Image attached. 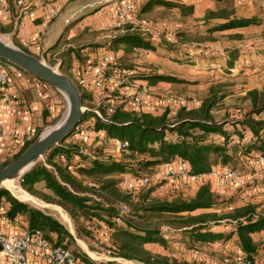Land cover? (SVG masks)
Segmentation results:
<instances>
[{
    "label": "trees",
    "instance_id": "obj_1",
    "mask_svg": "<svg viewBox=\"0 0 264 264\" xmlns=\"http://www.w3.org/2000/svg\"><path fill=\"white\" fill-rule=\"evenodd\" d=\"M212 1L221 5V8L215 12H207L201 28L206 29L207 32L204 31L202 34L207 37L196 41L197 43L213 40L212 35L216 32L264 25L263 21L254 18L237 17L235 0ZM223 4L229 7H223ZM154 7L177 8L185 16H192L194 11L193 6L165 0H148L143 8L140 7L139 15ZM212 20L219 22L214 23ZM190 32L178 30L175 33V41L167 39L162 34L159 41L154 42L149 34L135 30L116 37L111 44L121 47L124 51L125 56L120 57V62L127 67L133 66L130 55L135 47L157 51L164 43L169 45L168 53H176L175 58L178 62L188 63L193 59L189 57V52L194 47L189 46L193 42L188 39ZM235 36L237 40L242 39L240 34ZM196 47L199 50L198 58L206 57L204 59L211 60L212 57L205 53L206 47ZM254 50L261 51V55L264 53L261 45L256 46ZM240 58L241 52L237 49L229 56L227 71H230L229 68ZM144 77L151 86L158 82L182 83L176 76L156 72L148 73ZM42 83L51 88L50 85ZM226 93L224 86L214 81L203 100L191 104V100L187 99L189 103L175 114H171L169 106H165L159 114L145 113L140 117L117 112L110 124L96 123L95 129L104 128L109 137L128 140L133 158L115 160L108 153L104 143L90 149L89 154H81L79 147L73 143L67 145L62 143L46 153L43 160L38 161L30 171L18 179L24 191L22 193L64 209L76 225L78 237L83 241L93 234V229L90 228L92 222L106 225L105 238L108 242H104L103 245H107L106 249L115 257L141 264H204L203 261L199 263L192 255V261L174 258L173 244L180 242L187 250L196 249L203 252L204 245L232 241L245 254L244 261L253 264L260 252L264 251V242L256 239L257 234L264 232V208H260L259 204L247 202L235 205L232 211L220 214L219 209L222 207L219 206L217 196L210 185L206 183L199 184L195 196L190 200L183 198L185 193L183 191L180 192L182 194L166 199H156L153 192L158 186L143 188L145 190L141 189L136 193L120 187L122 175H149L160 166L178 160L189 166L192 175L208 174L213 168L228 166L227 161L221 162L229 155L228 149H233L235 156L239 155L245 160L255 155L264 156V119L261 118L264 115V85L261 89L254 88L245 93L244 99L249 103L250 111L243 116L242 121H219L213 116V109L225 98ZM81 98L82 105L87 104L89 96L81 91ZM89 115H84L82 120ZM227 126H230L231 130H228ZM33 136L30 143L10 153L0 164V169L17 158L39 137L38 133ZM216 136L221 139H216ZM235 138L240 139L241 143L235 144ZM247 138L248 142H243ZM59 154L68 157L79 154V160L74 163V173L68 172L63 164L56 160ZM229 167L238 169L236 166ZM245 171L249 169L246 168ZM88 181L96 182L97 189L85 186ZM233 204L235 203L230 202L226 206L230 207ZM121 205L128 208L126 214L121 215ZM200 210L203 212L194 215ZM0 223L5 229L13 230L14 226H18L22 232L39 230L50 240L55 239L56 244L66 247L74 242L72 235L59 221L17 200L6 189H0ZM210 223H223L229 226V229L224 233H216L208 227ZM169 224L182 225L181 229L187 231L189 236H180L169 230V238H165L163 229H171ZM148 245L160 246L165 253L154 255L148 249ZM210 255L216 256L219 262L223 258L221 254Z\"/></svg>",
    "mask_w": 264,
    "mask_h": 264
},
{
    "label": "built area",
    "instance_id": "obj_2",
    "mask_svg": "<svg viewBox=\"0 0 264 264\" xmlns=\"http://www.w3.org/2000/svg\"><path fill=\"white\" fill-rule=\"evenodd\" d=\"M60 1L62 0H0V18L13 23L15 30L20 31L24 27L25 20L33 18L40 10H47L46 14L40 18L44 24L53 21L61 10ZM140 0H111L109 3L110 10L113 13L112 20L107 23L106 28L111 29V39L118 36H124L129 31H141L151 36L154 42L159 41L161 31L166 33V28L162 27L159 33L150 21L141 20L139 17ZM45 25V26H46ZM45 29V27H44ZM44 29L36 32V42L42 41ZM167 39L175 41V33L167 32L164 34ZM264 49V44H261ZM252 50L256 48L253 44ZM206 54H211L210 49L205 48ZM199 50L194 46L189 57H197ZM159 56L158 51L135 47L132 50L130 59L133 66L127 67L122 65L120 57L112 55L111 52L88 53L82 61H75L71 67V80L77 86L80 94L85 93L89 96L87 104L82 105L84 118L74 129L71 137L74 139L71 143L77 145L81 154H89L90 149L101 146L105 140L112 142V157L120 161L123 156L129 153L130 143L126 139L119 137H109L106 129H95L96 123L110 124L112 117L117 112L128 113L132 116L140 117L145 113L158 114L157 105L160 103L169 106L171 114H175L184 105L189 102L184 97L177 98H158L156 92L145 79L148 73L156 72L154 60ZM262 58L258 59L252 55L240 58L234 63L233 69L240 71L249 68H258L264 66V53ZM260 62V63H259ZM201 70L210 73L214 71L221 72L219 64L209 63L205 66H198ZM151 68V69H150ZM239 71V72H240ZM8 84V73L6 65L0 63V88L5 89ZM163 102V104H162ZM196 99L191 100V104H196ZM2 124L0 122V140H3ZM92 127V129H89ZM34 136L31 130L24 133L13 132L11 134V147L9 153H14L18 149L23 148L26 144L33 140ZM248 138L243 142H248ZM235 144H240L241 140L235 138ZM64 168L74 173V163L79 160V154H73L70 157L59 154L56 157ZM246 168L249 171H240L229 166H218L208 174L192 175L189 166L181 162L179 167H172L171 164L157 168L152 174L145 176H136L125 174L121 176L120 187L126 191L139 192L143 188L152 186H162L163 184H174L176 181L182 186L189 183L209 184L212 191H225L245 189V192L260 191L261 180L264 179V156L255 155L246 160ZM85 186L91 189H97V183L88 181ZM183 192L187 191V187L183 188ZM121 215L128 212V208L121 205ZM121 223V222H120ZM168 228L163 229V236L168 237ZM53 239V238H52ZM259 240L264 242V232L259 233ZM55 239L50 240L39 230L18 231L13 228L5 229L0 223V255L7 264H88L78 251H75L64 245L56 244ZM108 242L105 238L101 243ZM210 245H216L218 250H213L212 254H221L223 258L219 262L216 256L208 257V254L196 249L187 250L184 244L176 242L173 244L175 252L172 254L174 258L177 251L190 254L204 264H247L244 261L245 254L232 241L227 243L215 242ZM203 264V263H202ZM253 264H264V251L262 250Z\"/></svg>",
    "mask_w": 264,
    "mask_h": 264
},
{
    "label": "rangeland",
    "instance_id": "obj_3",
    "mask_svg": "<svg viewBox=\"0 0 264 264\" xmlns=\"http://www.w3.org/2000/svg\"><path fill=\"white\" fill-rule=\"evenodd\" d=\"M111 0H62L60 1L61 5V10L60 14L66 10H73L74 15H73V20L78 19L80 21L83 18H86L90 15H93L95 13H98L99 11L102 10L104 14H112V11L110 10L109 3ZM87 4H91L90 6H87ZM223 7H229L227 4H223ZM237 10L240 8H243L242 13L240 14L241 16H245L243 18L250 19L254 18L257 21H263L264 22V0H247L244 3L239 4L237 7ZM255 13V15L253 14ZM253 14V16H252ZM140 16V15H139ZM152 22V19H149ZM147 21V20H144ZM154 22V21H153ZM152 22V23H153ZM73 24H76V22H71L70 26ZM153 26L155 29H158V31H155L157 33L160 32L161 27H157L153 23ZM107 29V28H106ZM245 31L246 33L244 35H247L248 39L256 40L259 38H264V25H256L254 27H249L247 29H237L233 30L232 33H235V31ZM108 32H111V29L108 30ZM107 31L105 30H97L93 34V38H98L100 41L99 43H95V41H91V43H85L83 46H81L83 43H81V40L78 38L76 40H70L68 41L65 37L62 39L60 44L56 46L54 49V52L49 56V58L40 55L39 58L42 60L45 64L48 66L54 68L57 70L59 73L66 75L67 77L71 78L69 74V68L72 67L75 61H82L85 56L88 55V53L92 52H98V53H104V52H111L112 55H118V47L112 46L111 41L109 40L108 42H103L107 41V39H104L103 41L100 40L99 37L103 36ZM167 31V28H166ZM199 31V32H198ZM207 32L206 29H200V30H193L191 31L190 35L188 36V39L190 41L196 42V41H201L203 38L207 36H203V32ZM251 31V32H247ZM174 33L178 32V30H174ZM161 33V32H160ZM112 33H110L111 35ZM163 34V32L161 33ZM1 36V35H0ZM221 42L222 45H224L226 48L224 49L225 52V59L224 57L221 56L223 62L221 64V71L223 74L219 73V76L221 75L222 78H219V76H209L213 74H206L205 71L201 72L199 70L200 67L196 65V63H182L178 62L176 60V53H171L173 55L170 56V53H168V48L169 45L164 43L162 48L159 49V56L163 57L165 59L170 60L174 64H167L165 66H157L155 69L160 71L161 73H173L176 75V77H179L180 80H182V83L178 84H173L170 86H167L166 88L163 89H158L157 90V95L158 98H163V99H170V98H177V97H184L186 100H192L196 99L197 101L203 100L207 95H208V90L205 89V86L202 84L201 81H217L219 84L224 86V91H227L225 98L213 109V116L215 117L216 120L219 121H224L227 120L229 122L231 121H242L243 116L247 114L250 109H249V103L244 99V93L240 94V90L245 89V86H255V89H261L262 85H264V66H260L258 68H249L244 71H240L239 69H233V72L227 71L226 69V63L229 61V56L234 54L237 49L235 48L234 42L237 40L235 34H222L221 36ZM7 43L11 44V41L8 39H5L2 37ZM239 41V39L237 40ZM101 42H103L101 44ZM110 43V44H109ZM71 45V46H70ZM62 46V47H60ZM74 46V48H72ZM192 47V46H190ZM251 46L247 47H241L240 52L242 58L253 56L258 59L262 58L261 55L262 52L258 50H252L250 48ZM170 50V49H169ZM62 51V52H61ZM84 54V56H82ZM255 54V55H254ZM64 55V56H63ZM63 56V57H62ZM123 56L125 54L123 53ZM63 61L62 66L57 65V61L55 59ZM65 57V58H64ZM122 57V56H120ZM217 59L219 58L218 56H215ZM0 63L7 65L6 61H3L0 59ZM260 63V62H259ZM10 64V63H8ZM207 64V63H206ZM12 65V64H10ZM194 65V66H193ZM14 66V65H12ZM193 66V67H192ZM16 67V66H15ZM17 68V67H16ZM151 69V68H150ZM203 71V70H202ZM240 71V72H239ZM220 76V77H221ZM257 84H259L257 86ZM52 88V87H51ZM54 89V88H52ZM54 92L57 96V98H60L63 100L59 104L61 107V115L56 121V123H53L47 130H50L55 127V125L61 123L67 113V102L64 99V97L54 89ZM163 104V102H162ZM63 106V108H62ZM158 114L160 111L165 109L164 104L161 105L160 103L157 105ZM157 114V113H156ZM86 115V114H85ZM84 119V118H83ZM82 120V119H81ZM81 122V121H80ZM231 125V123H229ZM89 129H92L90 127ZM228 130H231L230 126H227ZM46 130V131H47ZM45 132V131H44ZM74 139L69 136L65 142V145L70 144ZM221 141V140H220ZM104 145L106 146L108 153L111 154L112 150V142L107 139L104 142ZM57 147V146H56ZM229 155L225 156L221 162H226L228 163V166H236L238 170H241L244 172V169H246V160L243 159V157L235 156L234 153L235 151L233 149H228ZM112 155V154H111ZM134 155H132V152L129 151V153L125 154L122 159H128V158H133ZM121 159V160H122ZM43 160V159H42ZM242 167V169H240ZM261 182V188L263 189L264 187V179L260 181ZM15 189L19 195H24L28 198L27 201H21L20 199H17L12 193L7 189V188H2V189H7L10 194L16 198L17 200L28 204L32 208L39 209L46 214L52 216L54 219L59 221L72 235L74 242L68 244L67 247L78 251L81 256L84 258V260L90 264H98V263H106V262H115L117 264H141L138 263L137 261H132V260H127L119 257L112 256L111 253L106 249L108 246H104L103 243H100L101 240L105 239L107 236V227L106 225L104 226L103 223L100 224L98 222H92L90 225V228L93 229V234L92 236H88L87 240L83 241L78 237V234L76 232V225L74 222L71 220L69 215L62 209L60 206L58 207L57 205H52V204H46L47 206H42L40 205L39 199L27 194H24L22 190L21 185L18 182V179L15 180L14 182ZM182 183H178L177 181L174 184H163L162 186H158L155 191L153 192V196L156 199H166L168 197H172L173 195H179L182 194L180 193L181 191H184L183 188L187 187V191L183 194V198L186 200H190L195 196V190L197 188V183H189L187 186H182ZM145 190V189H142ZM245 189H237V190H225L221 191L219 193L214 192V194L217 196L218 199V204L222 208L219 209V213H228L232 211V209L235 208V204H233L232 207L226 206L230 202L235 203L236 201H264V192L263 191H257L256 193L251 194L250 192H245ZM252 195V197H251ZM203 211H197L194 213H202ZM224 224H214L210 223L209 228L210 230H214L213 232L216 233H221V231L224 233L226 232L225 229L222 230V226ZM171 227V230L174 234H179L180 236H189V233L187 231H184L182 225L179 224H169ZM220 231V232H219ZM259 237V234L256 235V239ZM79 244H83L90 252L96 253V256H93L92 254L87 253L83 247ZM148 249L154 254V255H160L164 254L162 250L156 249L155 247H148ZM203 252L208 254V257L211 258V253L213 252V249L209 247V245H204L203 246ZM177 256L179 257L178 259L180 260H187V261H192L191 255L188 253L186 254L185 252H180L177 251ZM86 257V259H85ZM88 259V260H87Z\"/></svg>",
    "mask_w": 264,
    "mask_h": 264
},
{
    "label": "crops",
    "instance_id": "obj_4",
    "mask_svg": "<svg viewBox=\"0 0 264 264\" xmlns=\"http://www.w3.org/2000/svg\"><path fill=\"white\" fill-rule=\"evenodd\" d=\"M147 1L148 0H140L139 3L140 7L143 8V6ZM165 1L179 3L185 6H193V10H194L193 15L185 16L177 8L168 9L163 7H154L153 9L147 12H142L139 16L141 20L150 21L149 19H152V22L154 21L153 23L156 25V28L163 26L167 28V32H173L174 30H182V31L185 30L190 32L195 29H201L203 27V20L207 12L209 11L215 12L219 8H221V5L215 3L212 0H165ZM246 1L247 0H235V15L239 18L245 17L240 15L242 13L243 8L237 10L236 7L239 4L244 3ZM90 5L91 4H87V6ZM45 9L48 10V7H45ZM47 10L45 11L40 10L39 12L36 13V15L33 18L25 20L24 27L20 31L14 29L13 23H10L0 18L1 37L10 40L12 45L18 47L23 51L25 50L26 52H28L31 55H34L35 57H39L40 55H43L49 58V56L54 52V49L56 48V46H58V44H60L62 39L65 37V35L68 41H70L71 39L76 40L77 38L81 40V43H83L81 46H83L85 43H91L90 40L92 41L96 40L95 43H99L100 41H98L99 40L98 38L95 39L92 37L94 32L102 29L107 31L106 25L113 18V13L104 14L101 10L98 13H95L93 15L81 19L80 21H78V19H75L74 21L73 10H69V11L66 10L61 14H59L53 21H51L46 25L43 23L44 21L40 17L46 14ZM253 14L255 15V13ZM212 21L214 23L219 22V20H212ZM71 22L73 23L76 22V24L70 26ZM43 29H44V35L42 37V41L37 43L36 32ZM245 29L247 28H244V30ZM156 31H158V29H156ZM161 31L164 32V29H162ZM232 32L233 31L216 32L212 35L213 40L211 41H205L200 43L191 42L189 46H203L210 49L211 52L210 56L212 58L211 60H209V59H204L206 57L204 58L196 57L190 59L189 63H196L197 66H202V67L209 63L219 64L221 66L223 62L221 56L224 57L223 59L226 58L224 56L225 55L224 49L226 47L222 45L221 37H220L222 34H240L242 36L241 40L239 41L236 40L234 42L236 49L247 46L249 47L253 44L255 46L264 44V38L262 39L259 38L256 40H252V39L247 40L248 36L244 35L246 32L243 30L235 31V33ZM247 32L249 33L251 31H247ZM110 33L111 32L107 31L103 36L99 37L100 40L103 41L104 39H107V41H103V42H108L109 40H112ZM103 42H101V44ZM72 48H74V46ZM118 49H119L118 55L123 56L124 51L121 49V47H118ZM157 51L159 54V50ZM171 55L172 54H170V56ZM82 56H84V54ZM215 56H218L219 58L217 59ZM53 59L55 58L53 57ZM55 60L57 61L58 66H62L63 61L58 59ZM154 63L155 66L158 65L165 66L170 63L176 65V63H172L170 60L160 56H157L155 58ZM232 68L233 66H231L229 70ZM6 69L8 73V84L5 89L0 88V122L2 124L1 129H2V134L4 136L3 140H0V164L9 157L10 154L9 151L12 144L11 134L13 132L24 133L27 130H31L33 135L37 133L38 135H41L53 123H56V121H58L59 118L57 119V117H60L62 110L61 107L59 106V104L62 102V99L57 98L54 89L47 87L41 82V80H39L35 76L26 73L21 69L16 68L15 66L7 64ZM70 69L71 67L69 68V74L71 72ZM226 69H227V63H226ZM199 71L201 72L205 71L206 74H213V75H209L212 77L214 76L217 77L219 76L220 73V71H214L213 73H210L206 70L203 71L199 70ZM166 75L176 76L173 73H167ZM220 76L219 78H222V76L221 77ZM201 82L205 86L206 90H208V88L212 84L211 80L201 81ZM170 85L173 84L158 82L156 85L153 86V88L157 95L158 89H163ZM258 85L259 84H257V86ZM254 88L256 87L255 86L252 87V85L248 87L245 86V89L240 90V94L244 93L245 95V93L248 90ZM261 118L264 119V115L261 116ZM237 127H239V125H237ZM215 138L221 139L219 136H216ZM181 165L182 163L179 160L171 164L172 167H179ZM198 188H199V183H197V188L195 192L197 191ZM260 191L264 192V187ZM215 192L219 193L221 191H215ZM247 202H250L251 204H259L260 208H264V201H236L235 205H243L244 203ZM222 227H223L222 230L225 229L227 231L229 229V226L227 225H223ZM13 228L15 230L17 228V230L20 231V228L18 226L16 227L14 226ZM208 245L213 250H218L216 245H210V244ZM150 246L162 250L163 253H165L164 249L160 246L148 245L147 247ZM0 264H7L1 255H0Z\"/></svg>",
    "mask_w": 264,
    "mask_h": 264
},
{
    "label": "water",
    "instance_id": "obj_5",
    "mask_svg": "<svg viewBox=\"0 0 264 264\" xmlns=\"http://www.w3.org/2000/svg\"><path fill=\"white\" fill-rule=\"evenodd\" d=\"M0 59L50 85L64 97L68 107L61 123L39 135L17 158L0 169V189H2L6 181L20 179L42 160L46 153L65 142L80 123L83 110L81 94L69 77L59 73L34 55L7 43L1 36Z\"/></svg>",
    "mask_w": 264,
    "mask_h": 264
},
{
    "label": "bare ground",
    "instance_id": "obj_6",
    "mask_svg": "<svg viewBox=\"0 0 264 264\" xmlns=\"http://www.w3.org/2000/svg\"><path fill=\"white\" fill-rule=\"evenodd\" d=\"M15 180H9V181H6L4 184H3V187L4 188H7L11 193L12 195H14L17 199H20L21 201H27L28 198L26 196H24L23 194L22 195H19L15 189V184H14ZM40 205L42 206H47L45 203L43 202H40ZM83 247V249L89 253V254H92L93 256H96V253H93V252H90L83 244H79Z\"/></svg>",
    "mask_w": 264,
    "mask_h": 264
}]
</instances>
